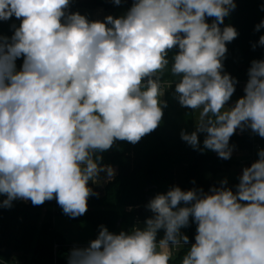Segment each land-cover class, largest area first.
Segmentation results:
<instances>
[{
	"label": "clouds",
	"instance_id": "obj_1",
	"mask_svg": "<svg viewBox=\"0 0 264 264\" xmlns=\"http://www.w3.org/2000/svg\"><path fill=\"white\" fill-rule=\"evenodd\" d=\"M70 2L0 0V21H21L11 37L0 35V208L55 199L70 218L85 215L98 196L89 182L116 174L100 154L155 131L173 84L194 121L180 138L194 150L229 160L237 130L264 138V59L251 61L244 95L229 104L238 81L223 61L239 33L220 25L235 0H132L126 13L103 21L70 12ZM262 28L264 20L255 30ZM238 180L235 191L227 179L208 192L172 186L146 204L153 215L143 226L116 234L100 225L95 239L68 252L67 264H172L185 245L179 264H264V149ZM190 222L191 244L181 231Z\"/></svg>",
	"mask_w": 264,
	"mask_h": 264
},
{
	"label": "trees",
	"instance_id": "obj_2",
	"mask_svg": "<svg viewBox=\"0 0 264 264\" xmlns=\"http://www.w3.org/2000/svg\"><path fill=\"white\" fill-rule=\"evenodd\" d=\"M236 8L229 17L225 18V25L236 28L239 35L227 44L224 71L237 80H248V69L252 60L264 59V46L258 44L259 37L264 35V28L259 31L255 26L264 20V0H235ZM111 3L100 0H75L70 3V12H78L82 7L98 8L109 7ZM212 22V18L208 19ZM13 18L0 21V35H13ZM257 45L253 49V45ZM178 51L173 49L169 59ZM23 63L21 57L16 61L17 67ZM165 79H174L170 74ZM244 94L237 90L231 99ZM168 107L161 125L151 134L143 137L133 145L126 141H117L113 147L101 153L103 165L117 167L118 175L109 182L103 196H92L88 200V210L85 215L69 218L80 224L89 225L95 238L99 226L104 225L112 232L119 234L129 231L134 226L133 211L130 208H146V204L158 193H166L175 186V168L183 164H211L215 174L229 160H223L213 151L194 150L180 138L182 129L193 131L191 120L188 126L179 128L169 116L175 106L173 93L165 99ZM201 147L204 135L199 137ZM257 143L252 134H235L230 139L234 150L250 153ZM239 181L228 182L227 187L235 191ZM220 182L215 181L214 186ZM6 197H0V200ZM58 215H65L57 202L53 205L46 201L43 205L34 206L31 201L15 200L13 206L0 208V264L2 261L14 262L15 255L26 256L28 264H53L54 247L59 246L57 264H67L69 246L63 234L55 228L54 220ZM67 216V215H65ZM189 237V242H195L196 224L181 230ZM187 245L179 249L173 257L172 264H179L182 256L187 252Z\"/></svg>",
	"mask_w": 264,
	"mask_h": 264
},
{
	"label": "crops",
	"instance_id": "obj_3",
	"mask_svg": "<svg viewBox=\"0 0 264 264\" xmlns=\"http://www.w3.org/2000/svg\"><path fill=\"white\" fill-rule=\"evenodd\" d=\"M75 1V0H73ZM71 1V2H73ZM111 3V5L107 8L98 7V8H88L82 7L78 10L81 15L87 16L89 20H100L103 21L104 18L108 15H112L113 17H120L131 7L132 0H122L121 5H115L112 0H100ZM70 2V3H71ZM14 20V25L17 27L20 25V20L16 19L14 16L12 17ZM175 102H178L177 100ZM235 103V99H233L229 104ZM193 126V125H192ZM194 130V127H193ZM238 135H242L244 133H248L246 131L241 132L237 130ZM252 134V133H251ZM202 136V135H201ZM253 136V134H252ZM254 138H257L254 135ZM256 141V139H255ZM257 142V141H256ZM259 144V143H258ZM261 147V146H260ZM249 156L247 152H240L234 150L230 159V163H226L221 167L220 170L215 174L214 167L211 164H183L178 165L175 168V186H179L182 190H190L192 188H202L205 192L214 186L215 181L221 182L224 179H227L228 182L239 181L238 178L242 174V166L240 165L241 159H246ZM258 159V155H257ZM113 167V166H112ZM115 169V177L118 175L117 167H113ZM106 177V173H100V183L94 184L89 182V186L92 187L94 192L98 193V196H103L105 192V188L109 182H104ZM114 177V178H115ZM113 181V180H111ZM110 181V182H111ZM193 181L195 183H193ZM129 211H133L134 214V225L139 223L143 226V222L146 218L151 217L153 214L147 208L135 207L130 208ZM163 231L158 234V239L162 238ZM87 243H77L75 245L83 246ZM178 250H174V256Z\"/></svg>",
	"mask_w": 264,
	"mask_h": 264
},
{
	"label": "rangeland",
	"instance_id": "obj_4",
	"mask_svg": "<svg viewBox=\"0 0 264 264\" xmlns=\"http://www.w3.org/2000/svg\"><path fill=\"white\" fill-rule=\"evenodd\" d=\"M238 98L240 97L235 98V101ZM232 100L233 99H231L230 102ZM165 109H164V113H165ZM190 113H191L190 109L182 108L178 102H175V106L171 109L169 116L171 117L172 121L177 126H179V128H182V126H185V125L188 126L189 120H191V124L193 125L192 127H194V121L192 117L190 116ZM245 131L250 134L252 133L250 129H246ZM252 134H253V138H254V135L257 137V138H254V140L256 139L257 143H259V145L261 146V149H264V138H261L254 133ZM201 135H204V134H200V136ZM243 159L239 161L240 165ZM231 161L229 159L227 163H230ZM54 225H55V228L63 234L66 240V244L68 246H73L77 243H87L88 244L89 241L95 239V234L89 225L75 223L68 216H65V215L56 216L54 220ZM87 244H84L83 246H86ZM14 257H15V260L19 262L20 264H28V261L25 255L16 254Z\"/></svg>",
	"mask_w": 264,
	"mask_h": 264
},
{
	"label": "built area",
	"instance_id": "obj_5",
	"mask_svg": "<svg viewBox=\"0 0 264 264\" xmlns=\"http://www.w3.org/2000/svg\"><path fill=\"white\" fill-rule=\"evenodd\" d=\"M21 65H19L17 67L18 70L20 69ZM237 81H238V83L236 85V89L241 91L244 94L243 89H244V86H245L247 80H237ZM174 89H175V84H173L171 88L166 90L163 99L165 100L169 93H173ZM260 149H261L260 145L258 143H255L252 151L249 153V156L246 159H243L242 162H241L242 170H243L244 167L250 166L253 162H255L257 160L258 151ZM21 201L22 202H28V201H23V200H21ZM49 203L54 205L56 203V200L53 199V200L49 201ZM75 246H78V245L69 246L68 250L70 251ZM58 249H59V246L55 245V247H54V261H53V264H57V262H58V256H59ZM1 264H20V263L17 262V261H14V262L2 261Z\"/></svg>",
	"mask_w": 264,
	"mask_h": 264
}]
</instances>
